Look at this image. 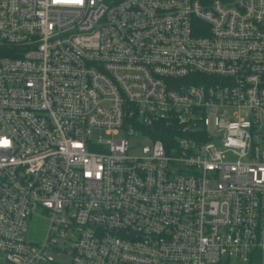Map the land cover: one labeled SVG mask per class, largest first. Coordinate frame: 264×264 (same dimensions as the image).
<instances>
[{
	"label": "built area",
	"instance_id": "built-area-1",
	"mask_svg": "<svg viewBox=\"0 0 264 264\" xmlns=\"http://www.w3.org/2000/svg\"><path fill=\"white\" fill-rule=\"evenodd\" d=\"M232 258L264 264V0H0V264Z\"/></svg>",
	"mask_w": 264,
	"mask_h": 264
},
{
	"label": "rangeland",
	"instance_id": "rangeland-1",
	"mask_svg": "<svg viewBox=\"0 0 264 264\" xmlns=\"http://www.w3.org/2000/svg\"><path fill=\"white\" fill-rule=\"evenodd\" d=\"M89 137L92 140H95L96 138H100L102 142L110 138L108 135L104 133L103 130H93ZM47 221L48 219L45 214L42 215L37 214L35 216H32L28 225L27 239L32 242H40L44 237ZM229 264H241V263L240 261L232 258L229 261Z\"/></svg>",
	"mask_w": 264,
	"mask_h": 264
}]
</instances>
